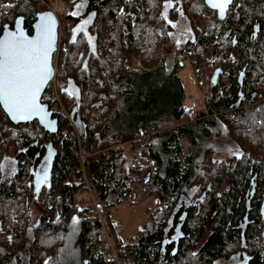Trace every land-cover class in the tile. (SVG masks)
<instances>
[{
	"label": "trees",
	"instance_id": "trees-1",
	"mask_svg": "<svg viewBox=\"0 0 264 264\" xmlns=\"http://www.w3.org/2000/svg\"><path fill=\"white\" fill-rule=\"evenodd\" d=\"M86 1L96 14L97 52L83 68L88 43L70 44L68 30L58 62L60 98L75 127L55 101L48 102L59 121L55 135L37 123L14 125L0 107V154L14 153L20 164L0 187V264H105L95 256L98 221L77 200L84 191L79 140L86 177L106 208L141 179L157 199L126 243L110 217L125 264H217L240 253L264 264V0H235L202 30L212 13L204 0ZM39 13L37 0H0V30L23 16L30 32ZM180 19L192 29L181 42L174 37ZM210 51L206 102L219 113L181 122L184 63L198 65ZM184 138L192 145L185 157ZM50 144V186L37 196L30 170L42 166Z\"/></svg>",
	"mask_w": 264,
	"mask_h": 264
},
{
	"label": "snow or ice",
	"instance_id": "snow-or-ice-1",
	"mask_svg": "<svg viewBox=\"0 0 264 264\" xmlns=\"http://www.w3.org/2000/svg\"><path fill=\"white\" fill-rule=\"evenodd\" d=\"M204 2L212 9L218 10L219 17L223 18L228 6L235 0H220V2L204 0ZM236 7L240 5L236 4ZM76 14L75 11L72 13L74 16ZM95 15L90 13V16ZM83 23L87 25L89 20L84 19ZM22 24L23 16L14 20V30H9L7 25L0 30V106H3L13 120L30 122L37 119L43 123L48 112L39 103V95L49 78V58L54 50V21L50 13L41 15L34 36L27 35ZM74 31L81 29L77 28ZM48 127L51 128L52 124L49 123ZM22 151L26 150L22 149ZM42 171L43 182H46L47 169ZM40 187L41 181H38L35 185L37 192ZM72 223L73 225L77 223L75 218ZM172 239L174 240L175 237ZM171 242L172 240L168 241ZM233 259L237 264H249L250 260L246 253L237 254Z\"/></svg>",
	"mask_w": 264,
	"mask_h": 264
},
{
	"label": "built area",
	"instance_id": "built-area-1",
	"mask_svg": "<svg viewBox=\"0 0 264 264\" xmlns=\"http://www.w3.org/2000/svg\"><path fill=\"white\" fill-rule=\"evenodd\" d=\"M38 1V8L40 12L43 11H51L54 13L58 20V50L54 54V64H55V76L53 80L49 83L46 91L42 96V101L44 103H53L56 102L55 106L59 113L65 114V116L72 122L69 112L66 108L62 105L60 100V96L57 91V79L56 76L58 72V59L60 56L61 51L65 48V41L67 37V31L69 28V22L67 18V14L70 11L71 7L61 2V0H37ZM216 12L211 14H206L201 23L200 30L204 27L208 26L211 20L213 19ZM193 64V63H192ZM134 68L144 69L141 62L137 59H134ZM196 74V83L198 86V96L195 97L190 96V98L196 100L198 107L202 109L204 115L203 116H210L211 114L217 115L218 111H209L207 107V96L210 94L211 88V76L207 70V63L206 61H202L198 65H193ZM48 103V104H49ZM194 106V105H193ZM220 112H224L223 109ZM33 124V123H30ZM27 125V124H26ZM27 129L31 130L33 126H27ZM146 141L147 138L144 137ZM79 149H80V161H81V168L80 171L83 173V180H84V191L88 193V208L92 216L98 221L97 227V238L98 242L95 247V256L100 258L105 264H125V260L122 254V248L117 245V242L114 237V233L110 226V215L120 206V204L110 207L109 209L104 206L103 200L96 194L95 188L91 185L89 180L86 177V170H85V160L87 155H85L81 148V142L79 140ZM145 181V180H144ZM144 187L148 189V184ZM133 201L141 200L142 194L141 192L137 191L133 188L132 193L130 196Z\"/></svg>",
	"mask_w": 264,
	"mask_h": 264
},
{
	"label": "rangeland",
	"instance_id": "rangeland-1",
	"mask_svg": "<svg viewBox=\"0 0 264 264\" xmlns=\"http://www.w3.org/2000/svg\"><path fill=\"white\" fill-rule=\"evenodd\" d=\"M61 2L67 4L68 0H61ZM69 5L70 7H73L75 4L73 5L69 4ZM180 21H183V24H186V20L180 19ZM201 23H202V20H201ZM70 25L71 23H69V26ZM69 35H70V32H69ZM177 38L179 39L180 36H178ZM213 59H214V52L210 51L208 56H206L203 60V61H206L207 63V70L209 73H210V70H209L210 63L208 62H212ZM58 62H59V59H58ZM192 63L193 62L191 58L186 59L184 63V67L180 73V77L185 85V90H186V95H187V99L185 101L186 112L181 122H188V121H192L195 119H199L203 117L204 115L202 109L198 107L196 100L190 98V96H193V95L195 97L198 96V86H197L196 78H195L196 74H195V70L193 71L194 63L193 64ZM130 64L133 66L134 61L132 60ZM58 72H60L59 67H58ZM56 79H57V76H56ZM57 91L60 96V92L58 89V83H57ZM62 105L64 106V108H66L63 102H62ZM54 108H56V106H54ZM68 124L69 126H72L73 128L75 127L73 121L71 122L69 119H68ZM181 141H182V145L184 148V154H185L183 157H185L187 154L191 152L192 145L188 139L184 138ZM126 152H129V148H126ZM145 182L146 181H144V179H141L140 181L136 182L133 186L134 189L141 192L142 194L141 200H138L135 202L132 200L131 197L124 198L120 206L110 216L111 219L113 220L114 226L117 227L118 237L124 243H126L129 240L134 239L137 236L138 232L141 231L145 227L146 221L148 220V217H149L148 212L153 211L156 208L157 199L154 198L153 196H149V189H146V187H144V185L146 184ZM88 198H89L88 193L83 191L80 193L77 200L81 204H85V206L88 207ZM217 264H227V263L223 262V263H217Z\"/></svg>",
	"mask_w": 264,
	"mask_h": 264
},
{
	"label": "flooded vegetation",
	"instance_id": "flooded-vegetation-1",
	"mask_svg": "<svg viewBox=\"0 0 264 264\" xmlns=\"http://www.w3.org/2000/svg\"><path fill=\"white\" fill-rule=\"evenodd\" d=\"M74 11L77 13L75 16L72 15V13ZM211 11H212V13L215 12L213 10H211ZM90 13H95V12L90 7V5L87 3V1L86 0H79L76 2V4L73 7H71L70 11L67 14V18L69 16L72 18L71 25L68 28V30L70 31V37L73 34L74 36H77L78 38L85 39L87 41L88 47H89L88 53L91 50L90 42H94V40L97 38V35L95 34L94 30H92V28H93L92 24H94L93 23L94 17L90 16ZM84 19H88L89 24L85 25L83 23ZM211 22H212V20H211ZM188 24H189L188 20H186V24H183V21L177 22L176 28H175V34H174L175 40L180 41L182 39V36L186 37V38L191 37L192 29L190 27V24L189 25ZM10 28L13 29L14 25H13V27H10ZM77 28L81 29V31H74ZM32 32H33V28H32V31H30L28 33L30 35H32ZM178 36H180L179 39L177 38ZM214 59H215V54H214ZM49 161H50V157H47L45 159V161L42 162V166H40V168L36 167L37 168L36 169L33 166L31 167L30 173L33 175L31 182H33L34 177H38L39 175L43 176V171H42L43 169L46 168L47 172H48ZM18 167H20V164H19L18 160L15 158L14 153H11L8 157L4 156V154H0V187L4 186L5 182L8 179L12 180L14 178V175L16 174ZM50 181H51V178L47 179V181L44 182L43 188L39 191L40 194L44 190L45 191L49 190ZM39 193H38V195H40ZM31 196H32V198L30 201H31L32 215H33V218L35 220H37V218L39 217V213H38L39 209H38V206L34 203L35 194H34V188L33 187H32V191H31ZM35 198H37V197H35ZM218 261H217V263H223L224 262L227 264H237V261H235V260H230V261L218 260ZM23 264H26V263L23 262Z\"/></svg>",
	"mask_w": 264,
	"mask_h": 264
},
{
	"label": "water",
	"instance_id": "water-1",
	"mask_svg": "<svg viewBox=\"0 0 264 264\" xmlns=\"http://www.w3.org/2000/svg\"><path fill=\"white\" fill-rule=\"evenodd\" d=\"M215 2H220V0H215ZM207 4V3H206ZM208 8L210 10H213L215 11L216 13H218V10H214L210 7L209 4H207ZM232 5H229L228 6V10L229 8L231 7ZM227 10V12H228ZM226 12V13H227ZM51 14L52 18H53V21H54V50L50 53V58H49V78L47 80V82L45 83V85L42 87V90L40 92V95H39V103L45 108L46 112H48V116L46 118V120L43 122V123H40L37 119H33L32 121L30 122H22V121H16V120H13L7 113H6V110L3 109V106H0L1 109L4 111V113L6 114V116L9 118V120L11 121V123H13L14 125H22V124H30V123H37L45 132H47L48 134L50 135H55V134H58L59 133V121L57 118H54V112L52 110H50V106L48 103H44L42 101V96L44 94V92L46 91L49 83L53 80L54 76H55V64H54V54L55 52L58 50V20L56 18V16L54 15V13H52L51 11H43V12H40L36 18V21L33 23L32 25V28H33V32H32V35H30L28 33V31L26 30L25 26H24V21H23V24H22V27L23 29L25 30L26 34L29 35V36H34L36 34V25L40 22V16L41 15H45V14ZM8 26V25H7ZM8 29L9 30H14L11 29L9 26H8ZM77 39L78 37L77 36H74L72 34V36L70 37V44H73V43H76L77 42ZM74 40V42H73ZM90 52L88 53V56L87 58L85 59L84 61V66L83 68H86L88 66V62H89V59L91 57V55L93 53L96 54L97 52V49H96V42H90ZM94 48V49H93ZM73 115V114H72ZM54 122V123H53ZM51 123L52 124V127L49 128L48 127V124ZM53 154V155H52ZM50 156V161H49V164H50V168L47 172V179H50L51 178V173H52V167H53V163L55 161V158H56V152L54 151L53 147H52V144H50V146L48 147L47 149V152H46V155H45V159L47 157ZM38 181H41V187H40V190L43 188L44 186V182H43V176L42 175H39V177H35L34 179V184L36 185V183ZM147 182V181H146ZM39 190V191H40ZM39 192L36 191V188H35V194L37 195Z\"/></svg>",
	"mask_w": 264,
	"mask_h": 264
},
{
	"label": "bare ground",
	"instance_id": "bare-ground-1",
	"mask_svg": "<svg viewBox=\"0 0 264 264\" xmlns=\"http://www.w3.org/2000/svg\"><path fill=\"white\" fill-rule=\"evenodd\" d=\"M241 49H242V48H241ZM247 54H248V53H247ZM234 55H235V53H234ZM233 57H234V56H233ZM258 58H259V57H258ZM261 58H262V57H261ZM253 62H254V61H253ZM255 62H256V61H255ZM243 63H245V62H243ZM231 67H232V66H231ZM145 70H146V69H145ZM207 107H208V106H207ZM219 109H220V108H219ZM219 109H218V110H219ZM218 110H217V111H218ZM209 111L212 112L213 110H209ZM215 111H216V110H215ZM104 205H105V204H104ZM105 206H106V205H105Z\"/></svg>",
	"mask_w": 264,
	"mask_h": 264
},
{
	"label": "crops",
	"instance_id": "crops-1",
	"mask_svg": "<svg viewBox=\"0 0 264 264\" xmlns=\"http://www.w3.org/2000/svg\"><path fill=\"white\" fill-rule=\"evenodd\" d=\"M128 242V241H127Z\"/></svg>",
	"mask_w": 264,
	"mask_h": 264
}]
</instances>
